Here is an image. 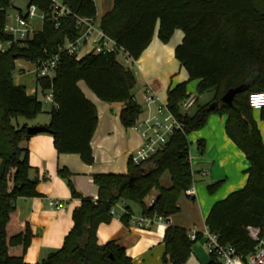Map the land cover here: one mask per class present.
I'll return each mask as SVG.
<instances>
[{"label": "trees", "instance_id": "trees-1", "mask_svg": "<svg viewBox=\"0 0 264 264\" xmlns=\"http://www.w3.org/2000/svg\"><path fill=\"white\" fill-rule=\"evenodd\" d=\"M12 1L0 0L2 44L11 41L4 27ZM26 2L41 10L50 7L48 0ZM63 2L75 15L97 20L94 1ZM262 4L264 0H113L112 9L99 21L104 34L137 61L155 33L167 44L175 31H182L184 38L175 49V58L187 72L189 82L199 81L196 92L209 93L211 98L197 106L196 97L194 106L184 111L182 105L189 98L187 84L170 89L167 109L182 124V130L147 160L136 164L131 156L126 174L94 175L96 201L75 191L69 170H59L72 198L81 204L73 212V227L62 247L36 264H133L117 241L102 246L97 242L99 226L114 218L111 212L118 204L124 206L120 220L125 227L133 218L130 204L140 205L144 218H162L167 225L162 262L185 264L201 235L195 234L193 240L189 231L169 222L180 213L181 197L193 187L188 138L205 127L211 115L226 117V135L245 155L249 167L245 186L215 203L205 225L220 245L232 247L244 261L255 252L264 236V143L249 96L264 93ZM75 26L72 16L59 28L45 21L43 29L27 40L24 48L12 45L0 52V264H27L24 257L33 233L28 223L20 222L17 201L39 197V178L31 176L26 144L33 137L27 133L29 122L43 112V106L37 93L28 95L23 86L14 84L16 61L36 65L50 59L66 40L78 38ZM133 66L122 63L116 53L88 54L81 59L63 54L53 79L36 78L37 89L43 94L50 92L55 105L46 128L58 154L79 155L87 165L94 162L91 140L97 111L80 90L79 82L102 102L124 104L120 113L123 127L134 128L140 122L142 108L134 94L137 81ZM239 87L243 91L233 97L231 105L222 102L228 91ZM211 105L215 107L208 110ZM197 150L200 155L204 153V141L197 142ZM166 175L168 182L164 184ZM220 185L208 186V192L215 193ZM154 190L157 196L151 206H146L144 201ZM209 255L208 264H223L215 254Z\"/></svg>", "mask_w": 264, "mask_h": 264}, {"label": "crops", "instance_id": "crops-1", "mask_svg": "<svg viewBox=\"0 0 264 264\" xmlns=\"http://www.w3.org/2000/svg\"><path fill=\"white\" fill-rule=\"evenodd\" d=\"M112 7L113 0L107 3L102 16ZM183 38V32L177 30L171 40L163 44L155 33L151 44L132 67L137 81L134 94L142 108L140 121L150 113L166 107L169 90L178 84L186 83L189 97L195 96L199 81L189 82L187 72L175 58V49L182 43ZM35 77L34 71L21 68L19 75L14 78V84L23 86L28 95H33L34 92H38ZM78 86L97 111V127L91 140L94 162L87 165L79 155L58 154L54 148L53 137L49 133L35 135L26 144L29 150V165L33 169L31 176L37 175L39 178L37 185L39 197L17 201L19 220L21 223H28L33 233L30 247L24 257L27 264H36L62 247L65 237L73 227V212L81 204L79 199L72 198L66 181L59 176L58 171L69 170L73 174L72 184L75 191L84 198L96 201L98 188L93 182V176L126 174L129 158L134 156L143 144L141 134L137 130L125 128L120 122L123 103L102 102L84 82H79ZM148 87L153 88L156 98L151 105L146 106L144 94ZM49 95L44 94V98ZM47 102L49 107L46 109L42 105L43 113L29 122L30 127L48 125L50 112L55 105L52 100ZM263 110H253V118L264 143ZM225 122V116L217 118L211 115L205 127L192 137L196 143L200 140L205 143L202 155L198 153V158L190 155L195 194L192 197L187 195L181 197L180 213L171 217L169 222L191 234L201 235L193 245L191 255L185 264L209 263L210 255L204 237L207 231L206 218L215 203L242 189L247 181L245 172L249 163L245 155L227 137ZM215 183L221 185L215 193L210 194L207 188ZM151 194L149 200L146 198L144 201L146 206L152 205L157 191L154 190ZM52 202L58 205L51 206ZM129 206L133 213L129 227H125L120 218L114 216L108 224L99 226L98 244L102 246L109 241H117L125 249L133 264H167L162 262L166 223L157 221L150 229L138 228L134 219L142 218V208L137 211L138 209L133 208L131 204ZM123 209V204H118L115 211L121 214Z\"/></svg>", "mask_w": 264, "mask_h": 264}, {"label": "built area", "instance_id": "built-area-1", "mask_svg": "<svg viewBox=\"0 0 264 264\" xmlns=\"http://www.w3.org/2000/svg\"><path fill=\"white\" fill-rule=\"evenodd\" d=\"M11 2L9 9L13 8ZM94 1V0H89ZM50 7L48 10H41L38 6L32 4L27 6L26 14H19L14 18L13 23H9L12 17L8 15L4 27V32L11 37V41L7 42V48L12 45H17L19 48L26 46V41L31 39L35 34L43 29L45 21H49L55 28H59L63 21L68 17H73L76 20L75 29L79 33L76 40H66L63 45L58 49V53L45 61H39L34 67L36 78H49L53 79L55 69L60 56L67 54L81 59L88 54H101V53H116L121 59L122 63L127 66L135 65L134 61L129 54L117 43L110 39L100 29L97 20L81 18L75 15L63 0H48ZM3 11V9H1ZM39 23V27L34 26L33 23ZM4 51V50H3ZM16 66L19 65L17 64ZM34 92L33 95H35ZM156 98V94L152 87H148L144 94V104L151 105ZM46 101H51V95L45 97ZM196 101L195 96H190L182 105L184 111L190 110ZM249 106L253 110L264 109V93H252L249 96ZM182 124L178 122L175 117L168 111L167 106L158 109L155 113H150L147 117L141 120L134 129L137 130L143 139V144L137 153L132 156L133 161L138 164L141 161L147 160L164 144L168 139L177 131H181ZM195 192L193 187L185 192V195L192 197ZM51 206H57L55 202L50 203ZM116 208V207H115ZM114 210L111 212L113 216H120L124 213L117 214ZM133 220V218H132ZM138 228L150 229L155 222L163 221L162 218H140L134 220ZM204 237L206 238V248L209 254H215L223 264H264V236L259 241L256 250L245 261L236 254L232 247L222 246L219 244L218 238L206 231ZM191 239H195V234H191Z\"/></svg>", "mask_w": 264, "mask_h": 264}, {"label": "rangeland", "instance_id": "rangeland-1", "mask_svg": "<svg viewBox=\"0 0 264 264\" xmlns=\"http://www.w3.org/2000/svg\"><path fill=\"white\" fill-rule=\"evenodd\" d=\"M94 2H95V5H96V8H97V23H98L100 21V18L102 16L103 12H104V9L107 7V3L108 2H112V0H105V1H103V0H94ZM262 5H264V4H262ZM27 6H28V3L26 2V0H15L14 3H13V8L8 10V15L12 17L11 19H9V23H13L14 18H16L18 16L19 11H21L23 15L26 14ZM33 25L39 27V23H37V22H34ZM1 49L6 50L7 49V44L6 43L5 44L0 43V50ZM17 64H19V65H17V70L15 72V76L19 75V73H20L19 70L21 68L29 70L30 72L34 71V67L31 64L27 63V62L19 61V62H17ZM37 91H38L37 92L38 100L47 109L49 107V105H47L48 102L45 100L44 94L49 95L50 92H45L43 94L42 91L40 90V88H38ZM195 96H197V98H198L197 106L205 105L206 102L209 101L210 98H211V95L209 93L198 94L196 91H195ZM195 108H193V109L195 110ZM193 109H192V111H193ZM215 117L219 118L220 116L219 115H215ZM199 131H197V132H199ZM197 132H194V133H192L189 136V150H190V155L191 156L198 158L199 156H198V150H197V143L192 140V137L195 134H197ZM166 182H168L167 175L165 176V178L163 180L164 184ZM149 198H150V196H148L146 200L148 201ZM131 206L133 208L138 209L137 211H139V208H141V206L138 205V204H131Z\"/></svg>", "mask_w": 264, "mask_h": 264}, {"label": "water", "instance_id": "water-1", "mask_svg": "<svg viewBox=\"0 0 264 264\" xmlns=\"http://www.w3.org/2000/svg\"><path fill=\"white\" fill-rule=\"evenodd\" d=\"M243 91V87H239L233 90H230L227 92V94L222 98V102L227 104V105H231L233 97L236 94H239ZM215 106L211 105L208 110H212ZM48 129L46 127H29L27 130V133L29 135L35 136L38 134H42V133H48Z\"/></svg>", "mask_w": 264, "mask_h": 264}]
</instances>
